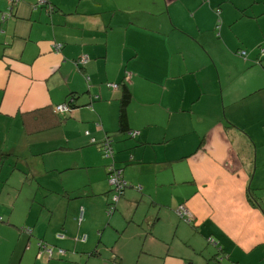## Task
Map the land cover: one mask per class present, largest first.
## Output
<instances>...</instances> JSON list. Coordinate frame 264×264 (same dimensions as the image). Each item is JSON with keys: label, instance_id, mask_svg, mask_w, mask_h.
Instances as JSON below:
<instances>
[{"label": "crops", "instance_id": "crops-1", "mask_svg": "<svg viewBox=\"0 0 264 264\" xmlns=\"http://www.w3.org/2000/svg\"><path fill=\"white\" fill-rule=\"evenodd\" d=\"M263 33L264 0H0V264H264Z\"/></svg>", "mask_w": 264, "mask_h": 264}, {"label": "built area", "instance_id": "built-area-1", "mask_svg": "<svg viewBox=\"0 0 264 264\" xmlns=\"http://www.w3.org/2000/svg\"><path fill=\"white\" fill-rule=\"evenodd\" d=\"M10 4L16 3L18 0H8ZM38 2H43V0H37ZM217 14H219V10L216 11ZM261 54L264 55V49H261ZM87 61L86 58H82L79 60V63H85ZM109 87L116 89L118 85L116 84H108ZM71 111L70 105L68 103L56 105L54 107V112L58 114H67ZM130 136L134 137L136 135L135 132H130ZM102 156L105 159H112V147H111V140H106L105 143L101 147ZM107 180L108 184L111 187V190L114 191V196L112 198V202L108 204L107 207V213L111 214L116 209V204L119 201L121 194L125 188H127V183L122 177V169L117 168L113 162H110L107 166ZM177 214L180 216V218L185 222H191L193 220L192 214L188 211V209L184 205H180L177 209ZM27 232H31L29 229H27ZM59 237H62L58 235ZM81 240H85V236L81 237ZM210 243L215 244V241L213 239H209ZM38 254L37 257L40 258L41 256H45L47 259H51L53 256L52 248L47 246L43 242L38 243ZM59 254L63 255L64 251L59 250Z\"/></svg>", "mask_w": 264, "mask_h": 264}, {"label": "trees", "instance_id": "trees-1", "mask_svg": "<svg viewBox=\"0 0 264 264\" xmlns=\"http://www.w3.org/2000/svg\"><path fill=\"white\" fill-rule=\"evenodd\" d=\"M129 99H130V93L127 90H125L124 91V96H123L121 104H120V115H119V122H120V125L122 127L124 126V123H125V120H126V118H125V108H126V105H127L128 101H129ZM67 103L70 105V108L72 109V107H73L72 101L71 102L69 101ZM250 200H252V199H250Z\"/></svg>", "mask_w": 264, "mask_h": 264}, {"label": "rangeland", "instance_id": "rangeland-1", "mask_svg": "<svg viewBox=\"0 0 264 264\" xmlns=\"http://www.w3.org/2000/svg\"><path fill=\"white\" fill-rule=\"evenodd\" d=\"M261 22H262V19H261ZM263 34H264V33H263ZM262 48H264V42L259 43V46L256 47V49H255L256 53H259V54H260V51H261ZM239 52H241V50H240ZM261 57H262V56H260V59H259V57H258L257 61H255L257 64H260L259 61H261V62L264 61V59H262ZM105 160H106V159H105ZM108 160H110V159H108ZM108 163H109V161H108ZM107 183H108V180H107ZM108 186L110 187L109 184H108ZM110 189H111V187H110ZM114 194H115L114 191L111 190L110 193H109V198H110V199H109V202H110V203L112 202L111 200H112ZM107 207H108V206H107ZM115 212L118 213L117 210H114V211L112 212L111 215H113ZM106 213H107V210H106L105 214H106ZM207 245H208V244H207Z\"/></svg>", "mask_w": 264, "mask_h": 264}]
</instances>
